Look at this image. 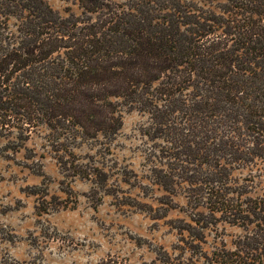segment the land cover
<instances>
[{"label":"trees","instance_id":"16d2710c","mask_svg":"<svg viewBox=\"0 0 264 264\" xmlns=\"http://www.w3.org/2000/svg\"><path fill=\"white\" fill-rule=\"evenodd\" d=\"M67 1L77 11L0 0V156L32 160L27 143L47 130L63 173L107 185L75 148L112 142L122 110H136L157 143L146 167L160 205L176 209L181 190L187 201L178 255L157 260L264 264V0ZM31 193L47 214L48 190ZM219 223L241 234L208 253L205 231Z\"/></svg>","mask_w":264,"mask_h":264},{"label":"rangeland","instance_id":"374dc122","mask_svg":"<svg viewBox=\"0 0 264 264\" xmlns=\"http://www.w3.org/2000/svg\"><path fill=\"white\" fill-rule=\"evenodd\" d=\"M47 2L63 15L68 7L77 11L71 1ZM122 116L123 128L115 140L89 141L75 148L81 164L109 173L107 185L63 173L47 130L27 143L32 160L25 159V151L0 156V264H162L157 260L162 249L178 255L174 249L181 237L175 227L177 220H189L186 198L178 191L176 209L166 214L158 201L163 191L148 180L146 165L157 155V143L145 135L147 117L127 109ZM125 169L133 170L139 184L151 189L123 183L120 173ZM34 187L48 190L46 203L52 206L47 214L37 213ZM240 234L239 228L219 223L205 231L203 249H232Z\"/></svg>","mask_w":264,"mask_h":264}]
</instances>
